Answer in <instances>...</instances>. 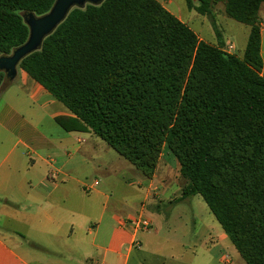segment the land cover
I'll use <instances>...</instances> for the list:
<instances>
[{
  "label": "trees",
  "instance_id": "16d2710c",
  "mask_svg": "<svg viewBox=\"0 0 264 264\" xmlns=\"http://www.w3.org/2000/svg\"><path fill=\"white\" fill-rule=\"evenodd\" d=\"M56 0H0V54L29 37L23 16ZM250 27L243 58L200 40L158 0L74 9L19 68L65 105L66 131H93L152 178L164 146L246 264H264V0H186ZM218 37H220L217 32ZM13 81L0 73V91Z\"/></svg>",
  "mask_w": 264,
  "mask_h": 264
},
{
  "label": "crops",
  "instance_id": "0c3cea01",
  "mask_svg": "<svg viewBox=\"0 0 264 264\" xmlns=\"http://www.w3.org/2000/svg\"><path fill=\"white\" fill-rule=\"evenodd\" d=\"M65 117L74 115L21 68L1 93L0 210L14 209L16 227L0 233V264H225L226 250L244 264L219 223L172 193L169 163L180 164L167 146L148 178L93 131L64 130ZM139 218L152 228L137 230Z\"/></svg>",
  "mask_w": 264,
  "mask_h": 264
},
{
  "label": "rangeland",
  "instance_id": "374dc122",
  "mask_svg": "<svg viewBox=\"0 0 264 264\" xmlns=\"http://www.w3.org/2000/svg\"><path fill=\"white\" fill-rule=\"evenodd\" d=\"M169 12H171L173 15H175L177 18H179L182 22L187 24L190 28L193 29V31L198 35L199 38H204L208 43L218 45L219 39L222 41H225L229 36H234V41L236 43L235 51L233 52L235 55L239 56L240 58H243L246 47H247V39L248 34L250 31V28L246 25H243L239 22H236L230 18H228L224 11V5L222 3L216 4L210 15H201L195 10H189L186 4V0H158ZM219 33L220 37H218ZM227 49V46L224 47V50ZM1 56V55H0ZM0 91V96H1ZM116 157H120L119 159H122V161H125L126 163H129L127 160H125L123 157L119 156L116 152ZM171 170L169 173L170 179L172 181L174 180V184L171 187L172 193H175L176 190H179V188H183L187 184V180L181 176V173L175 163H169ZM136 169V168H134ZM163 172V170H161ZM159 173L160 177L162 176V173ZM132 192L136 194H140L142 191L139 190L138 186L135 188H132ZM190 201L193 204V207L195 209V214L202 220H204L206 223L210 224L211 221H215L217 225L218 222L216 221L215 217L209 210L207 204L203 200V198L199 195L190 197ZM142 199H140V202ZM173 202L175 203V198L173 199ZM14 214V209H12L10 206L3 208L0 210V233L5 234L6 231H9L10 229H13L16 227V224L12 220V215ZM220 227V226H219ZM210 236V235H209ZM214 241V237H211ZM211 241V243H213ZM230 242V240H228ZM228 242V243H229ZM232 244V242H230ZM233 245V244H232ZM38 254L40 258L43 255L41 251H38ZM49 257V256H48ZM221 260L225 264H236L231 254L226 250V252L223 253ZM52 261H54L52 259ZM244 264L245 261L242 260ZM69 264H73L72 262H68ZM193 264H201L200 260L195 259L193 261Z\"/></svg>",
  "mask_w": 264,
  "mask_h": 264
},
{
  "label": "water",
  "instance_id": "95a60500",
  "mask_svg": "<svg viewBox=\"0 0 264 264\" xmlns=\"http://www.w3.org/2000/svg\"><path fill=\"white\" fill-rule=\"evenodd\" d=\"M106 0H56L50 11L42 16L27 13L23 16L29 28L28 40L16 47L10 55L0 56V73L11 81L16 80L21 62L40 51L46 38L51 36L74 9L101 6Z\"/></svg>",
  "mask_w": 264,
  "mask_h": 264
},
{
  "label": "built area",
  "instance_id": "2783aa9c",
  "mask_svg": "<svg viewBox=\"0 0 264 264\" xmlns=\"http://www.w3.org/2000/svg\"><path fill=\"white\" fill-rule=\"evenodd\" d=\"M261 30H264V26L261 24ZM228 53H233L235 51V45L230 43L227 45V49H225ZM91 188V187H90ZM135 228L141 232L149 231L152 228V223L149 219L146 218H139L132 222Z\"/></svg>",
  "mask_w": 264,
  "mask_h": 264
}]
</instances>
